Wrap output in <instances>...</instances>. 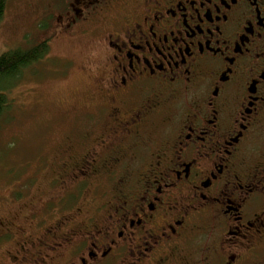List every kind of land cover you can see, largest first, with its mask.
Here are the masks:
<instances>
[{"label":"flooded vegetation","instance_id":"flooded-vegetation-1","mask_svg":"<svg viewBox=\"0 0 264 264\" xmlns=\"http://www.w3.org/2000/svg\"><path fill=\"white\" fill-rule=\"evenodd\" d=\"M65 12L96 58L0 264H264V0Z\"/></svg>","mask_w":264,"mask_h":264},{"label":"rangeland","instance_id":"rangeland-1","mask_svg":"<svg viewBox=\"0 0 264 264\" xmlns=\"http://www.w3.org/2000/svg\"><path fill=\"white\" fill-rule=\"evenodd\" d=\"M71 1L8 0L0 21V55L49 38L46 57L26 68L6 92L10 107L0 117V212L19 215L25 203L36 201L41 188L31 190L32 179L45 185L51 178L41 157L59 142L68 129L66 116L85 98L81 68L96 53L76 27L58 22Z\"/></svg>","mask_w":264,"mask_h":264},{"label":"trees","instance_id":"trees-1","mask_svg":"<svg viewBox=\"0 0 264 264\" xmlns=\"http://www.w3.org/2000/svg\"><path fill=\"white\" fill-rule=\"evenodd\" d=\"M7 2L8 0H0V21ZM48 49V41L43 40L33 47L16 48L0 55V117L10 107L6 96L7 90L19 79L26 68L46 57Z\"/></svg>","mask_w":264,"mask_h":264}]
</instances>
